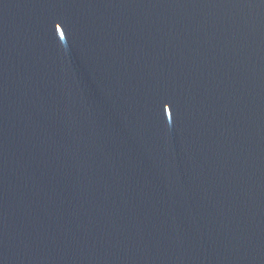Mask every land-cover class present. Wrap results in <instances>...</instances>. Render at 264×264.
<instances>
[{"label": "water", "instance_id": "95a60500", "mask_svg": "<svg viewBox=\"0 0 264 264\" xmlns=\"http://www.w3.org/2000/svg\"><path fill=\"white\" fill-rule=\"evenodd\" d=\"M0 264H264V0H0Z\"/></svg>", "mask_w": 264, "mask_h": 264}]
</instances>
